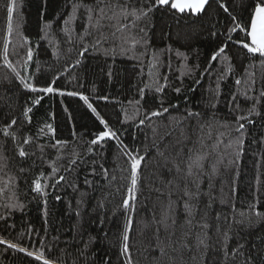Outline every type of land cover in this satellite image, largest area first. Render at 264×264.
<instances>
[{"label":"snow or ice","instance_id":"1","mask_svg":"<svg viewBox=\"0 0 264 264\" xmlns=\"http://www.w3.org/2000/svg\"><path fill=\"white\" fill-rule=\"evenodd\" d=\"M64 2L66 7L70 4L71 11L65 13L67 18L63 19L60 31L66 38L65 43L79 44L77 57L72 64L73 68L80 67L84 63L85 54L89 51H103L105 55H111L113 59L117 54L130 53L131 58H136V50L139 47L144 50L140 55H146L148 46L151 44L150 33L155 27L153 19L158 11L174 19L195 18L199 21L208 15L215 4L226 14L227 22L220 27L213 24L206 37L211 42V50L205 65L209 74L216 77V86L213 90L216 99L211 103V108L215 109L220 102L221 82L233 76L237 89L231 96L234 102L232 111L238 114L235 117L236 127L234 129H231L228 123L217 120L215 111H212L210 118L205 120L201 112L189 110L179 119L173 117L175 121L173 124V121L167 119L172 113L168 107L164 106L163 99L155 109L144 108L141 105L146 90L162 96L165 89L169 87L166 76L157 77L156 73L150 71L149 83L137 90L139 99L128 102L136 106L133 116L130 118L127 111L122 109L124 112L122 124L134 123L137 127L150 129V132H145L140 146L130 147L121 139L120 130L111 127L93 106L88 95L77 91H59L53 86L55 80L38 85L33 82L34 77H25L21 71L17 70L9 58L10 38L14 31L13 13L17 6L16 0H10L6 6L7 35L2 49L3 66L11 70L14 79L26 92L37 94L30 98L26 97L28 104L21 106L23 117L21 127L25 124H32L34 109L41 106L44 99L42 94L57 93L60 96H79V99L102 126L88 141H83V137L75 130L71 132L70 138L58 137L57 128L50 122V119L55 117L49 118L47 113H45L46 119L42 121L34 135L17 134L12 131L13 126L17 125V118H11L9 123L0 128V134L6 140L11 141L12 151L19 158L21 174L29 171V168L23 166L26 161L30 160L31 165H35L36 161L43 162L45 155L49 157L50 174L45 175L44 172H40L38 178L33 180L34 187L32 188L36 196L42 199L45 223L48 222L49 215L47 199L49 190H55L61 182H66V173L75 172L80 166L90 165V175L93 179L85 177L83 184L87 185L89 190H96V177L104 182V187L111 188L118 179L116 175L118 170L121 174L119 179L127 181L120 204L108 209L106 201L109 196L113 195L112 192H108L97 200L92 213H97L96 221L100 224L101 230H103V216L106 212L111 211L113 216L123 213L125 225L119 239L121 241L120 254L126 258L125 264H133L130 234L134 232L137 205L145 188L157 194L158 213L153 210L151 219L141 222L142 229L137 234L144 236L145 232L151 231V243L148 247L155 253L157 260L167 256V264H176L173 254L177 252L181 256L184 252L191 254L193 248L189 241L193 238V231H197L196 250L201 257V264H213L209 256L210 249L213 252L222 253L224 264H228L229 259L234 264L237 256L244 257L245 245L240 243L230 251L226 242L231 239L232 224H243L244 220L233 218L229 221L227 217L222 218L221 214L213 215L212 208L218 198L215 194L216 180L221 174V169L231 167L235 175V168L245 154V140L248 134L246 125L254 124L256 121L253 117L261 116L257 105L264 101V73L259 75L261 86L257 88L256 61H259L260 68H264V0H238L237 6L240 12L247 13L246 18L237 12L236 7L230 6L225 0H123V2L121 0H64ZM44 3H47V0H44ZM51 29L52 25L45 21L44 27L40 29L42 35L39 38L51 43L49 40ZM21 39L24 45H31L27 37H21ZM38 47L39 45L27 47L24 68L33 62L34 48ZM68 51L71 52L72 49L69 48ZM194 51L199 56L198 50ZM239 51H243L244 61H247L246 65L244 61H241ZM53 54L57 55V53ZM177 55L183 56L185 61L188 60V55L185 53L177 51ZM152 60L151 67L158 71L159 60L155 53L152 54ZM233 60L240 61L241 75L239 76L235 75L237 65L233 63ZM214 65L219 66L218 71L213 70ZM185 66L188 68L187 64ZM196 68H199V65L188 68L186 74L191 75ZM106 76L109 80L113 78L111 68L107 70ZM56 79H59V76ZM8 82L11 83V80L9 79ZM174 91L179 93L180 88H175ZM102 98L108 99V97ZM241 99L245 105L251 101V106L242 107ZM68 119H74L71 112L68 113ZM193 120L196 122L194 125L191 123ZM216 124L222 128L234 130L238 135L230 136L225 132L214 135L213 127ZM160 127L166 129L163 134L159 130ZM112 141L116 142L118 158H122L127 163L126 169L119 166L111 169L105 166L104 151L107 144ZM81 142L87 146L83 151H78ZM32 145L35 146V150L30 147ZM48 149L55 151L47 152ZM53 155L55 160L51 159ZM261 155L264 157V153ZM8 160L9 157L5 154V143L0 142V173L6 174ZM61 161L64 163L61 164ZM149 161H154V170L146 179L144 169ZM125 172H127L126 176ZM42 180L50 183H42ZM257 183H259V178ZM18 186L17 176L8 175L5 179L4 175H0V200L4 199L6 193H10L8 200L14 201L0 204V207L12 211L17 208L24 210V205L19 202L16 194ZM70 186L79 192L80 197L76 201L75 208L72 207L71 202L68 205L77 218V225H73L70 229L73 233L72 239L63 241V248L60 247V236H54L47 245L43 240L40 241V249L37 252L3 237H0V244L7 245V248L23 253L35 261H42L43 264H86L88 256L94 250L91 246L97 242V237L92 235H88L85 240L82 227L84 209L90 193L80 191L76 183ZM231 191L235 189L230 185ZM119 192L120 188L116 187L115 193ZM55 199L60 200L61 197L56 196ZM253 214L256 217L262 215L259 211H254ZM6 219L7 217L0 215V220ZM249 226H252L251 223ZM200 232L203 233L202 236ZM210 232L222 237L220 249H214L209 243L212 239ZM104 236L107 237L108 233H104ZM261 242L264 243V238H261ZM54 247L58 249V255L56 258H49L45 254V249L51 252ZM81 257L83 260L80 259ZM191 258L195 260L197 257L192 255ZM243 264H254V258L245 257Z\"/></svg>","mask_w":264,"mask_h":264},{"label":"trees","instance_id":"2","mask_svg":"<svg viewBox=\"0 0 264 264\" xmlns=\"http://www.w3.org/2000/svg\"><path fill=\"white\" fill-rule=\"evenodd\" d=\"M9 2L10 0H0V81H3L0 83V128L9 123L11 118H17V125L13 126L12 131L17 134L34 135L42 121L46 119L45 113H47L49 118L55 117L50 119V122L57 128L58 137L70 138L71 132L75 130L83 137V141L92 139L102 126L86 108L83 101L79 99V96H60L58 93L42 94L44 99L41 106L34 109L32 124H25L24 127H21L23 120L21 106L28 104L29 101L26 100V97L30 98L37 94L26 92L14 79L11 70L3 66L2 49L7 35L6 6ZM225 2L236 7L237 12L246 18L247 13L240 12L237 6L238 0H225ZM16 5L13 13L14 31L10 38L9 58L17 70L21 71L25 77H34L33 82L38 85L55 80L53 86L59 91H77L88 95L93 106L111 127L120 130L121 139L130 147L140 146L145 132H150V129L137 127L134 123L131 125L122 124L124 116L122 109L127 111L130 118L133 116L136 106L128 102L139 99L137 90L149 83L150 71L156 73L157 77L166 76L169 87L165 89L162 96L146 90L145 98L141 101L144 108L155 109L163 99L164 106L168 107L172 113L167 119L173 121V124L175 123L173 117L179 119L189 110L201 112L205 120L210 118L212 111H215L217 120L228 123L231 129L236 127L235 117L238 113L232 111L234 102L231 96L236 92L237 86L234 84L233 76H229L226 81L221 82L220 102L215 109L211 108V103L216 99L213 91L216 86V77L209 74L205 65L211 50V42L206 37L213 24L220 27L227 22L226 14L215 4L208 15L199 21L195 18L174 19L158 11L153 19L155 27L150 33L151 44L148 46L146 55H140L144 50L139 47L136 50V58H131L132 54L130 53L127 55L117 54L113 59L111 55H105L103 51H89L85 54L84 63L77 68H73L72 64L77 57L79 44L65 43L66 38L60 31L63 19L67 18L65 13L71 11L70 4L66 7L64 0H47V3H44V0H16ZM45 21L52 25L49 35L51 43L39 38L42 35L40 29L44 27ZM21 37H27L31 41V45H24ZM35 45H39V47L34 48L33 62L24 68L26 49ZM69 48L72 49L71 52L68 51ZM194 50H198L199 56L195 54ZM177 51L187 54L188 60L185 61L183 56H178ZM53 53H57V55ZM153 53L159 60L158 71L151 67ZM238 55L241 61H244L243 51H239ZM233 63L237 65L235 75H241L240 61L233 60ZM246 63L247 61H244L245 65ZM186 64L188 68L194 65H199V68L188 75L186 74L188 71ZM256 64L258 74L256 87L259 88L261 86L259 75L264 73V68L259 67V61H256ZM109 68L113 71L111 80L106 76ZM213 70L218 71L219 66L214 65ZM57 76L59 79H56ZM9 79L11 83L8 82ZM175 88H180V92H175ZM102 97H108V99L105 100ZM240 102L242 107H250L252 103L249 101L245 105L242 99ZM257 108L261 112V116L253 117L256 122L246 125L248 134L245 140V154L235 168V175H233L231 167L222 168L221 174L216 180L215 194L218 198L213 204L212 214H221L222 218L227 217L229 221L233 218L244 220L243 224H232L231 239L226 242L230 251L240 243L245 245L244 257L237 256L234 264H243L244 258L248 256L254 258V264H264V243L261 242V238H264V157L261 155L264 153V143H262L264 142V101L257 105ZM141 111L143 112V108ZM69 112L72 113L74 119H68ZM159 119L163 120L164 118ZM191 123L194 125L196 122L193 120ZM159 130L161 134L166 131L164 127H160ZM219 132L228 133L230 136L238 135L234 130L222 128L218 124L214 125L213 134L217 135ZM0 142L5 143V154L9 157L6 174L0 173V175H4L5 179L8 175L18 177L19 186L16 189V194L19 202L24 205L23 211L19 208L12 211L0 207V215L7 217L6 220H0V237L21 243L24 247H29L31 251L37 252L40 249V241L43 240L47 245L54 236H60V247L63 248V241L72 239L73 233L70 229L73 225H77V218L68 206L71 202L72 207L75 208L76 201L80 198L79 192L70 186L72 183H76L79 185L80 191L90 193L87 206L84 209L82 224L85 240L88 235L97 237V242L91 246L94 250L88 256L86 264H93V260L94 264H125L126 258L120 254L121 241L119 239L125 225L123 213L113 216L111 211L106 212L103 216V230L96 221L97 213H92L97 200L108 192H112L113 195L108 197L110 203L106 201V207L112 209L120 204L127 181L119 179L121 174L118 170L116 171L118 179L111 188L104 187V182L96 177V190H89L87 185L83 184L85 177L93 179L90 175V165L86 164L78 167L75 172L66 173V182H61V185H58L55 190H49L47 197L49 215L48 222L45 223L42 199L36 196L32 188L34 187L33 180L38 178L40 172H44L45 175L50 174L49 157L45 155L44 161H36L35 165H31L30 160L26 161L23 166L29 168V171L21 174L19 172L21 164L19 158L12 151L11 141L6 140L0 134ZM86 146L81 142V147L77 150L83 151ZM30 147L35 150L34 145ZM46 151L54 152L55 150L48 149ZM89 158L91 159V157ZM51 159L55 160V156L53 155ZM103 162L106 167L111 169H116L117 166L127 168V163L122 158H118L115 141L107 144ZM153 165L154 161H149L148 166L144 169L146 179L154 170ZM124 175L126 176L127 172ZM258 178L259 183H257ZM41 182L50 183L45 180ZM230 185L234 187L235 191L230 192ZM116 187L120 188L118 194L115 193ZM205 190L207 189L205 188ZM9 195L10 193H6L4 199L0 200V204L14 202L8 200ZM156 195L155 192H150L145 188L139 198L137 214L134 218V232L130 234L133 264H167V256L157 260L155 253L148 247L151 243V231L145 232L144 236L137 234L142 229L141 222L145 219L150 220L153 210L158 213ZM56 196L61 199L56 200ZM254 211L261 212V217H256L253 214ZM249 223L252 226H249ZM104 233H108V236L105 237ZM196 235L197 231H193V238L189 241L193 248L191 254L188 252H184L182 256L179 252L173 254L176 264H201V257L196 250ZM200 235L202 236L203 233L200 232ZM209 235L212 237L209 241L212 247L220 249L222 237L212 232ZM45 254L49 258H56L58 249L54 247L51 252L45 249ZM192 255L197 258L193 260ZM209 256L212 258L213 264H224L222 253L213 252L210 249ZM80 259L83 260V257ZM0 264H43V262L35 261L23 253L7 248V245L0 244ZM228 264H233L231 259Z\"/></svg>","mask_w":264,"mask_h":264}]
</instances>
